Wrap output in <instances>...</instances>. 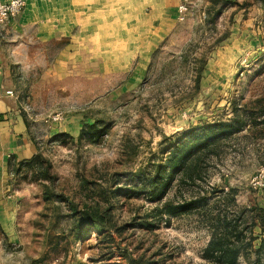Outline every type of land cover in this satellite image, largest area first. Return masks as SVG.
Segmentation results:
<instances>
[{
  "label": "rangeland",
  "instance_id": "1",
  "mask_svg": "<svg viewBox=\"0 0 264 264\" xmlns=\"http://www.w3.org/2000/svg\"><path fill=\"white\" fill-rule=\"evenodd\" d=\"M107 1L79 0L52 37L0 28V264H208L202 216L155 209L207 197L215 214L264 217V0H198L152 27L143 0ZM237 121L200 178L152 199L173 145ZM231 189L236 204L218 193ZM91 206L101 232L81 222Z\"/></svg>",
  "mask_w": 264,
  "mask_h": 264
},
{
  "label": "trees",
  "instance_id": "2",
  "mask_svg": "<svg viewBox=\"0 0 264 264\" xmlns=\"http://www.w3.org/2000/svg\"><path fill=\"white\" fill-rule=\"evenodd\" d=\"M242 124L243 122L239 121L236 125L225 122L216 123L210 125L205 134L192 133L187 141L173 145L170 157L164 165L157 168L156 175L149 185L152 199L155 201L162 200L176 178L185 177L193 182L200 178L199 169H197L199 161L204 156L210 157L215 154L214 150L219 146L221 139L237 133L243 128ZM43 176L47 178L48 171L43 173ZM137 192L128 189L122 191L128 198L139 196L140 193ZM218 193L226 198L231 197L232 204H236L235 190L219 191ZM71 209L78 214L77 206L73 205ZM262 211L261 213H264V210ZM195 212L202 216L210 231L211 239L203 254V259L208 264H240L243 258L249 262L248 254L250 252L256 254V260L252 264H264V239L261 240L259 249L253 251V243L256 240L253 229L257 224L262 226V235H264V217L260 214L258 215L259 218H254L251 223H246L242 217L230 218L227 215L215 214L207 197L185 200L179 203L167 202L161 208L154 210L157 216L161 219L166 218L167 221ZM80 214L81 222L86 225V228L90 226L96 232H101L106 228L107 218L101 215L96 206L87 207ZM146 228L151 230L153 224H147ZM127 260L128 264H142L141 261L139 262L129 255Z\"/></svg>",
  "mask_w": 264,
  "mask_h": 264
},
{
  "label": "crops",
  "instance_id": "3",
  "mask_svg": "<svg viewBox=\"0 0 264 264\" xmlns=\"http://www.w3.org/2000/svg\"><path fill=\"white\" fill-rule=\"evenodd\" d=\"M9 1V0H5ZM79 0H26L24 10L10 23L16 25L17 29L21 28H36V33L42 37H52L59 30L61 31L62 24L59 25L61 20L77 19L76 4ZM139 1V0H134ZM104 0V3H107ZM143 8L150 9L151 13L157 11V20L148 18L147 25L155 26L167 21L169 17L172 23L178 19V5L180 0H143ZM65 21V20H64ZM18 144V143H17Z\"/></svg>",
  "mask_w": 264,
  "mask_h": 264
},
{
  "label": "built area",
  "instance_id": "4",
  "mask_svg": "<svg viewBox=\"0 0 264 264\" xmlns=\"http://www.w3.org/2000/svg\"><path fill=\"white\" fill-rule=\"evenodd\" d=\"M198 0H180L178 5V18L184 21L190 13L194 3ZM26 0H0V28H4L8 23L16 18L25 8ZM12 94L11 92H7Z\"/></svg>",
  "mask_w": 264,
  "mask_h": 264
}]
</instances>
